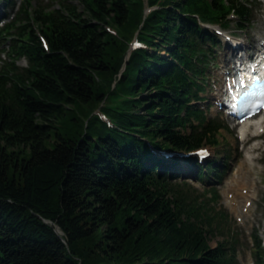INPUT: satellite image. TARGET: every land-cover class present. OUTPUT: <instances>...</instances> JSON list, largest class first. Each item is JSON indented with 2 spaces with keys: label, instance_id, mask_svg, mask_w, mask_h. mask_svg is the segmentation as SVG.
I'll list each match as a JSON object with an SVG mask.
<instances>
[{
  "label": "trees",
  "instance_id": "obj_1",
  "mask_svg": "<svg viewBox=\"0 0 264 264\" xmlns=\"http://www.w3.org/2000/svg\"><path fill=\"white\" fill-rule=\"evenodd\" d=\"M78 1L22 0L0 25V264H235L208 243L204 193L173 179L181 162L200 181L220 173L176 152L218 143L198 103L219 42L203 24L232 13L242 27L249 0ZM133 31L142 45L125 58Z\"/></svg>",
  "mask_w": 264,
  "mask_h": 264
},
{
  "label": "rangeland",
  "instance_id": "obj_2",
  "mask_svg": "<svg viewBox=\"0 0 264 264\" xmlns=\"http://www.w3.org/2000/svg\"><path fill=\"white\" fill-rule=\"evenodd\" d=\"M20 1L8 0V5L4 9L7 11V17H12L13 13L15 15ZM37 1L48 7L58 6V0H30V3L36 4ZM69 1L76 5L77 9L81 8L78 0ZM250 4L252 9L250 20L241 28L237 27L231 18L226 28L221 27L220 42L210 49L211 56L208 57L206 74L204 73L202 80L204 81V91L201 94L205 96V100L199 103L205 105L200 104V106H202L206 118L216 119L220 124V128L216 132L218 143L214 146L210 144L203 146L207 147L208 155L206 157L216 159L220 173L217 177L206 176L201 181L193 180L194 170L188 169L185 162L179 163L182 170L181 176L191 175L192 177L184 179L189 183L186 186L193 189L192 193L196 191L204 193L197 204L204 211L205 218L212 219L209 227L210 233L207 236L208 243L214 245L221 240L231 245L235 252V264H250V261L253 260L251 240L253 234H256L264 243V208L261 199V194L264 191V112L259 116L263 119V127L259 130L263 129V131L259 132L256 129L258 125L251 124L246 128L248 133L243 135L240 132V126L234 125L233 121L225 118L213 100H215L217 92H222L220 73L232 64L233 58L238 53L244 52V48H248L249 52L253 51L256 46L259 48V42L261 38H264V0H250ZM106 27L110 32L116 34L117 29L114 26L107 25ZM135 33L136 31H133L125 39L126 53L131 49V41L134 39ZM0 47L1 63L8 59L5 40H2ZM161 51L164 52L163 49ZM245 52L247 51L245 50ZM16 62L23 65L25 61L20 58ZM112 83L113 81L111 85ZM257 131L259 132L258 136L251 135ZM181 176L178 175L173 180L181 186H185L180 181ZM242 186L249 188L247 193L250 195L246 199L247 204L242 203L243 197H240L239 194V189ZM209 190L213 195L211 198H209ZM226 193L235 197L233 205L227 204ZM233 206L235 209L232 208ZM215 223L216 226H214Z\"/></svg>",
  "mask_w": 264,
  "mask_h": 264
},
{
  "label": "bare ground",
  "instance_id": "obj_3",
  "mask_svg": "<svg viewBox=\"0 0 264 264\" xmlns=\"http://www.w3.org/2000/svg\"><path fill=\"white\" fill-rule=\"evenodd\" d=\"M262 40H264V38H261ZM260 41L259 42V48H264V44H262V42L263 41ZM258 48V49H259ZM244 52H245V50H244ZM245 54H247V52H245L244 53V55ZM243 55V56H244ZM262 123H263V119H261V118H257V119H254V118H250L249 119V122H247V123H242L241 124V127H240V132L241 133H243V131H244V129L248 126V125H250V124H252V125H254V126H256V125H258L257 126V130L259 131V132H261L262 130H259L261 127H263V125H262ZM257 131V132H258ZM257 132H255V133H257ZM244 187V188H243ZM246 189V191L244 192V190ZM242 191V192H241ZM247 192H249V188L248 187H245V186H242L240 189H239V194H240V197H243V201H242V203L243 202H245V203H247V197H248V195H250L249 193H247ZM234 194V193H233ZM226 196H227V200H226V202H227V204L228 205H230V203H231V205H233V203H234V200H235V197L232 195V194H229V193H226ZM239 203V202H238ZM233 209H235L234 208V206L232 207Z\"/></svg>",
  "mask_w": 264,
  "mask_h": 264
},
{
  "label": "water",
  "instance_id": "obj_4",
  "mask_svg": "<svg viewBox=\"0 0 264 264\" xmlns=\"http://www.w3.org/2000/svg\"><path fill=\"white\" fill-rule=\"evenodd\" d=\"M127 56V55H126Z\"/></svg>",
  "mask_w": 264,
  "mask_h": 264
}]
</instances>
